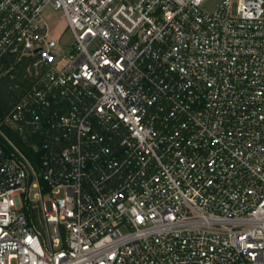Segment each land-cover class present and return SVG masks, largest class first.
<instances>
[{"label": "built area", "instance_id": "built-area-1", "mask_svg": "<svg viewBox=\"0 0 264 264\" xmlns=\"http://www.w3.org/2000/svg\"><path fill=\"white\" fill-rule=\"evenodd\" d=\"M0 72V264H264V0H0Z\"/></svg>", "mask_w": 264, "mask_h": 264}, {"label": "trees", "instance_id": "trees-1", "mask_svg": "<svg viewBox=\"0 0 264 264\" xmlns=\"http://www.w3.org/2000/svg\"><path fill=\"white\" fill-rule=\"evenodd\" d=\"M21 74L19 73L18 77L15 79H10L9 75L0 78V121L10 110L12 104L16 101L18 97L19 90H14L11 86L16 82H21ZM23 87H26L24 82H21ZM11 135H15L10 132ZM17 141L21 143L20 139L17 138ZM22 145H24L22 143ZM27 150V148L24 146Z\"/></svg>", "mask_w": 264, "mask_h": 264}, {"label": "rangeland", "instance_id": "rangeland-1", "mask_svg": "<svg viewBox=\"0 0 264 264\" xmlns=\"http://www.w3.org/2000/svg\"><path fill=\"white\" fill-rule=\"evenodd\" d=\"M46 20L52 25L55 26L56 31L59 32L61 28L66 25V21L61 17V13L59 11L52 10L51 8H47L44 11ZM66 38L69 39V35L66 33ZM5 72H0V78L4 76H8L4 74ZM10 79H12L9 76Z\"/></svg>", "mask_w": 264, "mask_h": 264}]
</instances>
